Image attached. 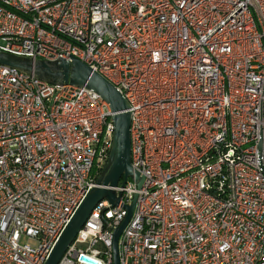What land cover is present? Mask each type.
<instances>
[{
  "label": "built area",
  "instance_id": "2783aa9c",
  "mask_svg": "<svg viewBox=\"0 0 264 264\" xmlns=\"http://www.w3.org/2000/svg\"><path fill=\"white\" fill-rule=\"evenodd\" d=\"M0 51L77 59L131 112L143 179L109 190L58 264H264V0H0ZM86 87L0 65V264H46L114 138Z\"/></svg>",
  "mask_w": 264,
  "mask_h": 264
},
{
  "label": "water",
  "instance_id": "95a60500",
  "mask_svg": "<svg viewBox=\"0 0 264 264\" xmlns=\"http://www.w3.org/2000/svg\"><path fill=\"white\" fill-rule=\"evenodd\" d=\"M0 65L27 74H34L38 79L48 83L86 87L107 102L114 113L112 118L114 138L111 154L103 173L98 179L97 184L99 187L89 193L46 263L58 264L99 202L108 199L113 205H118L120 201L118 194L108 188L117 187L122 179L125 183L129 178L139 181L140 187L143 185V179L140 178L138 173L134 172L131 161L130 128L132 114L129 112L130 108L127 101L115 86L75 58L71 61L60 60L54 63L34 62L28 58L17 57L0 51ZM133 210L134 205L129 208L128 217L124 223L114 232V264H120L118 242L132 216Z\"/></svg>",
  "mask_w": 264,
  "mask_h": 264
}]
</instances>
